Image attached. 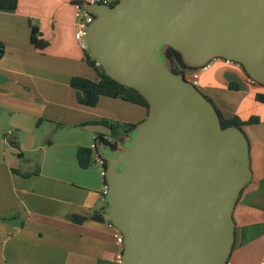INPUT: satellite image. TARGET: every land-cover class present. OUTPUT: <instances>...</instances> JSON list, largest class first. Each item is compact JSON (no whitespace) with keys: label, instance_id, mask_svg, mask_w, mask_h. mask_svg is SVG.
<instances>
[{"label":"water","instance_id":"obj_1","mask_svg":"<svg viewBox=\"0 0 264 264\" xmlns=\"http://www.w3.org/2000/svg\"><path fill=\"white\" fill-rule=\"evenodd\" d=\"M86 49L104 73L147 102L117 148L101 137L107 216L122 264H226L233 209L251 178L248 140L164 54L189 68L220 57L264 86V0L84 3Z\"/></svg>","mask_w":264,"mask_h":264},{"label":"crops","instance_id":"obj_2","mask_svg":"<svg viewBox=\"0 0 264 264\" xmlns=\"http://www.w3.org/2000/svg\"><path fill=\"white\" fill-rule=\"evenodd\" d=\"M31 27L47 42L44 48L30 42ZM75 30L69 0H18L15 9H0V264H122L123 245L109 225L104 178L92 164L78 166L83 173L70 172L77 147L94 141L64 134L52 149L49 171L43 169L46 156L34 154L54 146L38 131L42 118L76 128L101 118L136 124L146 116L144 107L119 98L100 96L94 107L77 102L70 78L96 79L97 74L84 60ZM184 73L196 78V87L224 118L258 119L241 125L251 178L233 209L235 239L228 259L229 264H262L264 102L256 96L264 94V86L251 81L241 65L219 57L205 71Z\"/></svg>","mask_w":264,"mask_h":264},{"label":"trees","instance_id":"obj_3","mask_svg":"<svg viewBox=\"0 0 264 264\" xmlns=\"http://www.w3.org/2000/svg\"><path fill=\"white\" fill-rule=\"evenodd\" d=\"M69 1L72 4L85 2V0H69ZM17 2L18 0H0V9L2 10L15 9L17 6ZM116 2L117 0H112L110 5H113ZM37 32H38L37 28L31 27L30 42L37 48H44L47 45V42L44 41L43 39L36 38L35 34ZM0 48L2 53L1 43H0ZM83 53H84L85 62L96 72L97 78L90 79L79 75H75L70 78L69 85L71 88L75 90L76 100L79 104L84 106L94 107L98 103L100 96H106L110 98H119L126 102L142 106L145 108L147 113V102L142 95H140L135 89L122 85L117 81L111 79L109 76H107L104 73L101 65H99L95 59H93V57L90 55L87 49H84ZM164 54L169 60L171 68L174 72H184L186 69H193L187 67L184 64L180 56V53H178L171 47H166L164 49ZM256 97L259 101L264 102V94H258ZM215 109L219 115L220 123L223 128L229 125H236L239 128H241V125L254 123L257 122L258 120L256 117H251L247 120H240L238 117L224 118L216 107ZM85 124L105 126L109 131L110 137H117L121 135V133L130 130L135 125L130 123H120L118 121H113L106 118L91 120L86 122ZM101 137H102L101 134H96L94 136L93 144L95 146L97 140L100 139ZM93 152H94V148L92 147H87V146L77 147L75 153L76 160L78 166L81 169L88 168L94 162ZM102 166L105 168L106 161H104ZM104 183H105V178H104ZM94 216L95 218L101 219L100 215H94ZM228 262L229 259L227 260V263Z\"/></svg>","mask_w":264,"mask_h":264},{"label":"rangeland","instance_id":"obj_4","mask_svg":"<svg viewBox=\"0 0 264 264\" xmlns=\"http://www.w3.org/2000/svg\"><path fill=\"white\" fill-rule=\"evenodd\" d=\"M92 75H95V71L91 70ZM51 105L46 106V108H50ZM62 109H65V107H62ZM66 110V109H65ZM42 125L41 127L38 129L39 133L41 136H45L47 134V140H49L50 142L52 141V143H54L53 148H46V151L43 152V150L37 151L35 154V157L37 155H40L41 157L46 156V163L43 166V169L45 171H49L51 170L49 167V158H50V154L53 151L52 149H56L58 148L61 143L64 141L63 139V135L64 134H68V135H86L89 140L90 143L93 142V135L95 134H104V135H108L109 131L108 129L103 126V125H83L82 127H73V125L66 123L65 125L63 123H61L60 121H55L53 120V122H47L46 120H44V118H42ZM144 119V118H143ZM142 119V120H143ZM60 124V125H58ZM137 124V123H136ZM54 129L53 132H51V130ZM94 130V131H93ZM94 156V154H93ZM95 165V166H94ZM92 168L96 167L99 175H101V165L98 163V161L93 162L91 165ZM70 172L73 173H83L81 170H79L78 165L74 162Z\"/></svg>","mask_w":264,"mask_h":264},{"label":"built area","instance_id":"obj_5","mask_svg":"<svg viewBox=\"0 0 264 264\" xmlns=\"http://www.w3.org/2000/svg\"><path fill=\"white\" fill-rule=\"evenodd\" d=\"M111 1L112 0H85L84 3L90 2V3H106V4H110ZM84 3H75V4H73L74 8H75V14H76V30H75V33H74V37L77 40V42H78V44H79V46H80V48L82 50L86 49V40H85L86 28H87L88 24L93 20V15L91 13H89L85 9ZM222 59L224 61H226V62H233V61H230V60L225 59V58H222ZM212 60L208 61L207 63H205V64H203V65H201V66H199L197 68H193V70H196V71H205V70H207L210 67V64H211ZM185 77H186V74H185ZM186 79L189 80L192 84H194L196 86L197 81H196L195 77H189V78L186 77ZM250 80L253 81L251 78H250ZM91 147L94 148V150H96V146L94 144ZM97 156H98V159H99L101 165H103L104 160H102V158H100L98 154H97ZM101 175H102V177L105 178V168L103 166H102V169H101ZM102 192H103L104 195H106V192H107L106 182L103 184ZM109 225L114 226L113 223L110 220H109ZM115 238H116V242L118 244L123 245V235L118 229L116 230ZM120 262H122V254H121ZM227 264H229V262ZM262 264H264V261L262 262Z\"/></svg>","mask_w":264,"mask_h":264},{"label":"flooded vegetation","instance_id":"obj_6","mask_svg":"<svg viewBox=\"0 0 264 264\" xmlns=\"http://www.w3.org/2000/svg\"><path fill=\"white\" fill-rule=\"evenodd\" d=\"M128 132H129V130L121 133V135H119L117 137H109V138H106L105 140L108 141L109 143H111L113 148H117L118 143L120 141H124L125 140V138L127 137ZM102 160H104V159H102Z\"/></svg>","mask_w":264,"mask_h":264}]
</instances>
